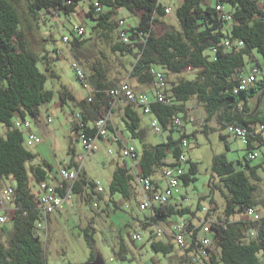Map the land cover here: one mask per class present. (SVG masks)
Listing matches in <instances>:
<instances>
[{
    "label": "trees",
    "instance_id": "obj_1",
    "mask_svg": "<svg viewBox=\"0 0 264 264\" xmlns=\"http://www.w3.org/2000/svg\"><path fill=\"white\" fill-rule=\"evenodd\" d=\"M81 1L84 0H0V122L8 127L5 135L0 133V180L13 177L17 206L12 217V233L7 241L3 240L5 229L0 223V264H47L44 241L37 229L38 222L43 220V214L37 207L39 191H34L33 186L37 185L38 188L40 182L48 181V168L53 169V165L31 164L28 168V162L33 161L36 154L24 146L26 131L12 125L15 112H19L25 120L27 114L37 116L39 106L51 101L54 91L46 87L48 76L39 67V61H42L45 69L50 71V58L44 54V60H40L39 54L29 46L24 24L26 22L28 29H31L34 22H38L41 10L52 16L64 15L65 24L70 22L73 33L65 43L79 57V49L86 41L81 38L85 34L82 37L76 34V23L72 16ZM96 1L102 5L101 9L95 5ZM224 2H228L231 7V21L225 19L216 6L204 7L202 0H182L176 8L178 26L168 25L161 35L153 30L154 23L161 21L166 14L164 4L158 3V0L90 2L87 15L96 19L93 29L101 30L105 38L112 37L113 33L117 35L119 16L115 18V15L119 8L143 11L138 23L127 28L131 43L125 44L119 40L113 46L115 51L123 54H132L138 50L131 76L139 83L153 84L151 70L158 66L168 76H178L189 66L196 69L193 79L169 80L166 91L172 104H152V111L164 130L174 131L175 126L169 125L174 114L183 112L185 114L182 118L187 120L189 107L185 103L191 97H196L205 109L207 123L201 129L204 132L208 131V124L213 119L223 127L234 122L247 128L264 123V73L253 86L239 89V76L245 73L247 59L253 62L251 68L261 67L264 63V5L261 6L259 0H217V3ZM225 40L231 41L229 47L223 44ZM208 49L215 52L213 59L206 52ZM56 51L61 54L59 49ZM255 53L263 60L255 58ZM91 69L89 77L94 87L108 88L117 84L107 80L104 71L95 64H92ZM59 97L61 104L73 100L79 107L74 124L78 136L83 128L87 134L93 135L95 129L90 123L102 107L110 106L109 99L102 92L96 93L91 102L87 98L77 101L75 94L65 84L59 89ZM123 108V120L132 136L143 137L138 110L131 105ZM78 112L81 117L77 115ZM188 135L184 132L180 138H174L170 134L165 142L144 143L136 166L138 174L154 175L167 164L169 157H178L183 151L180 145L182 139ZM253 142L263 144L264 136L251 134L246 142L248 152L254 150ZM75 156L70 165L64 167H74ZM259 167L252 166L250 160H247L245 168L239 169L225 154L214 156L212 169L229 193L226 195V217L214 218L216 220L211 227L215 248L209 249L205 257L201 256V245L193 243L184 249L185 254L179 256L175 264L193 261L191 252H198L204 264H264V214L254 222L248 221L245 214L247 207L261 204L258 197L261 179ZM197 172V164L191 162L189 171L183 176L184 183L189 184L195 180ZM53 177L56 180L59 176L55 174ZM88 184L93 190L96 189L97 183L88 180L83 172L74 185V193L82 194ZM110 191L111 194H121L126 200L137 197L134 175L124 162H119L113 172ZM154 212L152 221L156 222L175 215L194 214L189 207H179L177 202L158 207ZM254 228H257V235H252ZM83 233L92 249L89 260H93L96 256L94 230L89 225L83 229ZM173 247L171 242L166 243L160 239L151 242L153 250L165 254L171 253Z\"/></svg>",
    "mask_w": 264,
    "mask_h": 264
},
{
    "label": "rangeland",
    "instance_id": "obj_2",
    "mask_svg": "<svg viewBox=\"0 0 264 264\" xmlns=\"http://www.w3.org/2000/svg\"><path fill=\"white\" fill-rule=\"evenodd\" d=\"M90 2L91 0L79 2L76 13L72 16L76 24H83L86 28V33L81 38L86 41L79 49V57L63 41V36L72 37L73 34L70 22L67 21L65 24L64 15L60 17L52 16L41 10L38 22H34L31 29H28L26 22L24 24L29 46L39 54L40 60H44L43 55L46 54L51 61L50 71L45 69L42 61H39V67L47 74L46 87L53 89L54 97L51 101L39 106L37 116L30 114L25 116L31 123L30 131L39 135L42 141L32 145L28 144L26 140L24 141V146L36 154V158L28 162V168L31 164L48 163L53 165V169L48 168L50 176L48 181L50 183L54 182L53 176L55 174L58 176L57 171L60 167L69 166L73 155L83 153L84 150V146L79 140L78 131L74 128L75 114L79 107L73 100L61 104L59 97V89L62 84L67 85L69 90L75 94L77 101L86 98L90 93L89 89L83 86L81 79L73 68V57L75 56L89 73L92 72V64H95L104 71L107 80L118 83L121 79L129 76L130 83H133L136 87L139 83L136 78L131 76V69L135 56L138 55V50L136 49L132 54L115 51L113 46L119 41L117 35L113 33L112 37L105 38L101 30L93 29L96 19L87 15ZM162 2L172 7V13L165 14L161 21L154 23L153 30L158 35L164 33L168 25L178 26L176 8L182 0H162ZM202 4L204 7H215L217 0H202ZM224 4L227 9L231 8L228 2H224ZM142 13L143 11L140 10L130 11L122 7L118 9L115 18L117 16L124 18L126 28H128L138 23ZM56 22L57 24H55ZM58 49L61 54H57L56 50ZM206 52L211 59L215 57V52L211 49ZM245 67L244 72L248 74L251 69L248 59ZM157 69L163 70L159 66ZM52 73H55V75ZM196 73L197 71H183L178 76L171 74L169 80L171 82L180 78L193 79ZM143 84L148 90L150 84ZM148 91L150 96L153 97L154 87ZM185 104L192 107V109L187 110V120L183 118V128L175 126L173 132H170L169 129H163L162 132L155 131L151 127L153 115L145 113L140 106L136 107L141 116L140 130L143 137L132 136L123 120V107L117 105L113 115V122L121 141L134 146L140 155L144 143L157 144L165 142L170 134L174 138H180L184 132L189 134L191 144L184 151L189 161L184 166L186 172H188L191 162H195L198 166V172L195 174L196 179L189 184H185L182 180L181 193L176 195V200L179 207H189L194 214L175 215L171 220H190L197 223L198 219L203 218L206 214L212 219L226 217V195H229V193L220 181V177L212 169L213 159L217 154H225L239 169L245 168L247 160H250L252 166L260 165L258 174L261 179L259 181L258 197L261 204L256 208L263 215L264 143L256 147L259 156L255 159H249V149L243 139L231 135L228 128L219 125L216 119L209 122L207 132L198 128L197 121L190 119V115L200 117V113L206 116L205 109L199 104L196 97H191ZM184 114L180 112L182 117ZM49 117H51L52 122L48 121ZM13 122L12 127H23L25 118L19 112H15ZM7 130L6 124L0 122V133L5 135ZM30 131H26L24 136L27 137ZM98 146L99 148L93 154L87 156L84 172L88 180L100 182L104 191L98 193L96 189L93 190L88 184L82 194L74 193L75 207L66 205L63 211L58 210L50 215L47 240L44 231H41L47 264L88 262L92 249L85 239L83 229L89 225L94 230V251L103 257L105 264H175L177 260L179 261V256L185 254L184 250L177 244L172 243L174 245L173 251L165 254L151 248V242L154 239L150 237L149 231L144 232L142 240L133 239L132 236L135 232L144 231L142 221H144L147 212L139 208L137 197L132 200H125L126 202L123 204L125 198L121 194H111L110 184L113 172L117 164L124 159L120 152L119 141L114 138L112 140L101 138L98 140ZM156 176L161 180L160 171L156 173ZM4 183L15 184V181L10 176L0 180V186ZM161 184L164 185L165 181L161 180ZM33 188L34 191H38L37 185ZM127 205H130V207H127ZM1 225L5 229L3 240L7 241L12 233V220H8ZM160 240L168 242L167 239ZM191 255L193 261L186 264H204L198 252H191Z\"/></svg>",
    "mask_w": 264,
    "mask_h": 264
},
{
    "label": "built area",
    "instance_id": "obj_3",
    "mask_svg": "<svg viewBox=\"0 0 264 264\" xmlns=\"http://www.w3.org/2000/svg\"><path fill=\"white\" fill-rule=\"evenodd\" d=\"M158 3H163L162 0H158ZM261 6L264 5V0H259ZM95 5L101 9L102 5L99 2H95ZM166 14L172 13V7L165 5ZM216 9L222 13V16L228 21L232 20V14L229 9L226 8L225 4L217 3ZM75 32L77 35L82 37L86 33V28L82 24L75 25ZM118 39L125 43H131L128 30L126 28V22L124 18H118L117 27ZM69 37L64 36V42H68ZM226 47L231 45L230 40L223 41ZM240 45H243L242 41H239ZM214 51L216 49L214 48ZM73 68L75 69L77 76L81 79L83 86L88 88L90 93L87 95L89 102L93 101V97L96 93L102 92L110 102V106L102 107L97 114V117L90 123L91 127L95 129L93 135L87 134L84 128L79 131V140L84 146L83 153L75 156V165L72 168L60 167L58 173V179L54 180L53 183L45 180L38 184V205L37 207L43 214V220L38 222L37 229L43 230L46 236V240L49 234V215L55 211H62L65 206L75 207L74 203V185L80 179L81 174L85 169V162L88 155L93 154L98 148V140L114 138L120 143V152L123 156L124 162L130 168L134 175V183L137 191L138 206L141 210L146 211L144 221L142 222L144 231L135 232L133 234L134 240H142L145 231H149L150 237L154 240L167 239L168 242L177 244L180 248L187 249L193 243L201 245V256L207 257L209 249L215 248V239L211 233L212 224L216 219H212L207 216L199 218L197 223L190 220H178L173 221L168 218L164 221H152L155 215V209L165 205L176 203V195L181 193L182 180L186 172L185 164L189 161V158L184 153L191 141L189 137H184L181 142L183 151L178 157H170L166 160L167 164L161 167V180L165 181V184H161V180L157 178L156 173L149 176H141L137 172V163L139 161L140 153L132 146L125 144L121 141L118 134L115 123L113 122V115L117 105L126 107L131 105L136 108L138 106L143 108V111L147 114H152L151 127L157 131L162 132L163 126L160 123L159 118L152 111V104L154 102H161L163 104H172L173 101L168 96L166 88L169 83V76L163 71L153 68L151 73L154 78L153 87L155 89L154 96L151 97L147 91H138L130 83V77L121 79L116 85L108 88H96L92 85L89 77V72L84 68L81 62L73 57L72 60ZM194 67L189 66L184 71H195ZM264 73V63L261 67L253 66L248 74H241L239 76V89H248L253 86L257 79ZM192 109V107H189ZM200 117L190 115L191 120L197 121L198 128L202 127L207 123L206 116L200 113ZM81 117V113L77 114ZM49 122H52L51 117L48 118ZM169 125H174L183 128V118L180 114H174L170 118ZM84 126V125H83ZM226 127L231 135L243 139L246 143L251 134L257 133L264 136V123H258L255 127L247 128L237 123H227ZM24 131H30L31 123L25 120L23 127H19ZM28 144H37L42 141V138L34 132H28L26 137ZM259 156V152L251 150L248 152L249 159H255ZM130 159V160H129ZM96 191L102 193L104 191L100 182H96ZM16 188L14 184H2L0 186V223L3 224L8 220H12L16 206ZM130 207V205H127ZM206 212L208 210L204 209ZM246 218L250 222L257 221L261 214L257 211L256 207L250 206L245 211ZM257 228H254L252 235H257ZM42 235V233H41ZM43 238V236H42Z\"/></svg>",
    "mask_w": 264,
    "mask_h": 264
},
{
    "label": "crops",
    "instance_id": "obj_4",
    "mask_svg": "<svg viewBox=\"0 0 264 264\" xmlns=\"http://www.w3.org/2000/svg\"><path fill=\"white\" fill-rule=\"evenodd\" d=\"M255 58H257V59H261V60H263V58L259 55V54H257V53H255ZM252 60L250 59V65H252ZM132 85H133V87L136 89V90H138V91H147V92H149L148 90H150V88H152L153 87V84H150V87H149V89L147 90V88H145L146 86L144 85V84H142V83H138V87H136L133 83H131ZM139 88H141V89H139ZM150 93V92H149ZM121 107V106H120ZM116 110V109H115ZM253 145H254V150H256V147H259L260 145H262L260 142H253ZM64 167V166H63ZM56 171H57V169H56ZM59 171V170H58ZM58 171H57V173H58ZM58 176H59V173H58ZM57 179H58V177H57ZM126 199H124V201H123V204L126 202L125 201ZM122 204V205H123ZM177 205H178V201H177Z\"/></svg>",
    "mask_w": 264,
    "mask_h": 264
},
{
    "label": "water",
    "instance_id": "obj_5",
    "mask_svg": "<svg viewBox=\"0 0 264 264\" xmlns=\"http://www.w3.org/2000/svg\"><path fill=\"white\" fill-rule=\"evenodd\" d=\"M262 96H264V90L262 92ZM253 101H255V98L253 99ZM257 107H258V105L256 106V108ZM79 264H105V261H104L103 257L97 253L93 260H89L88 262L79 263Z\"/></svg>",
    "mask_w": 264,
    "mask_h": 264
}]
</instances>
